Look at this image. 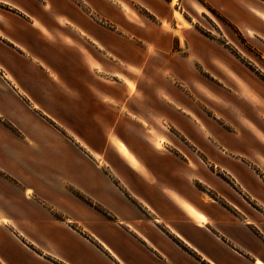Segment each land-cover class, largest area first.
<instances>
[{"label": "crops", "instance_id": "obj_1", "mask_svg": "<svg viewBox=\"0 0 264 264\" xmlns=\"http://www.w3.org/2000/svg\"><path fill=\"white\" fill-rule=\"evenodd\" d=\"M201 1L264 45V0ZM185 3L0 0V228L33 236L9 231L25 256L0 242L3 263L264 264V186L252 181L261 192L241 231L187 190L188 153L153 145L184 106L142 83L162 79L164 58L194 80L195 62L173 50L195 36Z\"/></svg>", "mask_w": 264, "mask_h": 264}, {"label": "rangeland", "instance_id": "obj_2", "mask_svg": "<svg viewBox=\"0 0 264 264\" xmlns=\"http://www.w3.org/2000/svg\"><path fill=\"white\" fill-rule=\"evenodd\" d=\"M194 2L185 3L184 8L187 15L194 16L195 36H190V41L182 46L176 42L173 49L176 55H184L186 51L187 58L195 62L194 80H179L178 67L164 58L161 71H152L161 72L162 79L142 83V88L149 84L158 88L148 91L150 97L162 93L172 98L179 109L182 107L179 102L184 106L183 114L176 117L177 125L159 124L160 131L152 133L153 145L159 151L188 153L191 173L187 177V190L195 193L197 201L226 212L233 228L247 231L239 222L252 218L256 212L254 195L261 192L252 181L264 186V45L246 36L216 9L214 13L201 0ZM180 24L185 23L180 20ZM239 167L246 175L238 174ZM92 206L111 218L107 209ZM261 217L264 221V216ZM23 228L14 222L9 228H0V242L10 243L8 251L19 249L9 231L32 243V234L29 237ZM137 228L153 247L150 237L155 231L149 221L142 220ZM161 230L166 232L162 227ZM20 252L18 256L24 259V252ZM0 264H5L1 258Z\"/></svg>", "mask_w": 264, "mask_h": 264}, {"label": "bare ground", "instance_id": "obj_3", "mask_svg": "<svg viewBox=\"0 0 264 264\" xmlns=\"http://www.w3.org/2000/svg\"><path fill=\"white\" fill-rule=\"evenodd\" d=\"M175 1V0H174ZM176 15H177V17H179V19L183 22V23H185V21L183 20V18H182V16H181V14L179 13V12H176ZM181 25V24H180ZM131 159H133L132 157H131ZM184 205H186L185 203H183ZM195 213V212H194Z\"/></svg>", "mask_w": 264, "mask_h": 264}, {"label": "trees", "instance_id": "obj_4", "mask_svg": "<svg viewBox=\"0 0 264 264\" xmlns=\"http://www.w3.org/2000/svg\"><path fill=\"white\" fill-rule=\"evenodd\" d=\"M214 13H216V10H214V9H211Z\"/></svg>", "mask_w": 264, "mask_h": 264}]
</instances>
